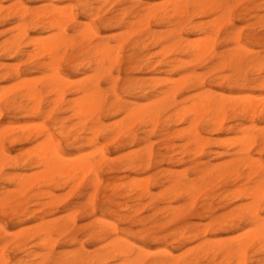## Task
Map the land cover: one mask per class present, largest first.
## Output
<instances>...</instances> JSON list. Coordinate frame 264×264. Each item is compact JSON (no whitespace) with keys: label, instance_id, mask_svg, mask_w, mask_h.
Listing matches in <instances>:
<instances>
[{"label":"rangeland","instance_id":"rangeland-1","mask_svg":"<svg viewBox=\"0 0 264 264\" xmlns=\"http://www.w3.org/2000/svg\"><path fill=\"white\" fill-rule=\"evenodd\" d=\"M103 1L104 0H0V6H2V8L0 7V77L6 72L9 73V76H11L16 71L23 72L24 70L29 69L26 74L23 75L22 73V75L25 80L30 79L31 83H34V80L38 79V82H35L36 86H40L43 81L47 80L50 77V72H47V74H43L42 72H36L30 69L34 65V62L39 59V57H33L32 60V58L30 59L28 56L22 57L21 55H9L11 54V47L3 48V43L7 40H18L17 44L20 45V48L25 52V55L30 53L33 54L35 52V49L31 44H29V41L38 37L39 33L31 29V25L28 23L29 20L33 17L35 10H37L36 13H41L51 10V8L60 10L61 7L65 8L64 12H69V8H72L77 23L80 25L82 30L86 25L90 24L91 26L96 28L101 38L106 39L112 45H114L116 41L120 42L124 40L125 45L121 51V61L123 62V65L121 63L118 66L119 71L118 68H116L114 70L115 73L112 72V77L114 80L119 78L117 80L118 84L116 83L117 86L115 90L117 89L116 93L117 95H119L120 99H123L121 100L123 105H139L143 103H150L155 99L154 94H156V90L162 92L164 90H167L169 86L167 83H161L153 89L149 87L151 80H156L158 83L161 79L176 81L178 80V78L181 79L183 76L187 75L192 69H194L195 73L198 75H204L207 72V70L202 67L203 65H199V63L184 65L182 66V68L178 69L158 66L175 59V57L177 60H189L188 58L178 56L173 51H169L175 41L173 39L171 40L168 37V32H175L179 30L178 28H175L173 24L168 23L167 21L157 22L154 19L147 22L145 17L143 18V27H140V25L138 24L139 16H144L146 14V10L149 8L157 9L158 17L164 15V12H167L168 10L172 9L171 7H173V2L171 0H108L107 2L104 1L105 3ZM225 1H227L228 6L221 8L217 11V13L213 15H206L202 17L195 15L191 17V24L187 26L183 33L181 31L180 34L188 41L195 42L200 38L201 34L192 33L188 29L191 26L198 25L203 28V32L205 34H209L210 29L216 31L215 26L217 24L216 22H212V20L214 19L213 21H218V23H220L219 27H217V31H219L220 37L215 42V53L227 51L232 52L234 49L240 48L241 51H243L242 53H245L248 50V53L252 52V54H258L259 57L253 63L251 62V57L248 61L250 65L247 64L245 65V68H243V66L240 68V70H233L228 66H226V68H217L213 72V81H206V84L203 88L197 91L190 89L186 91H179L180 94L178 93L179 96L176 98L178 102L183 101L187 97L198 93V91L201 92L202 90L204 91L206 89L210 90L211 92L213 91V93L215 94L217 93V95H230L229 97L235 100H240L238 98H242L244 97V95H248L249 93H252L254 97L264 96V0ZM83 5L99 7L101 11L99 15L100 18L96 19L91 17L89 14H86L83 11ZM66 6H69L68 9H66ZM11 9H15V12H18V14L21 11L22 13L24 11H27L25 15V20L27 22L26 28L21 29V32L16 29L18 25V20L16 19V17H7V15L12 11ZM229 12H231V17L229 16V19L226 20V16ZM102 17H104L105 19L103 22L100 21ZM215 17H217L218 19H216ZM72 26L73 24H70L69 28H71ZM147 29L154 33L156 37H159L160 42L148 40ZM232 30L242 32V35L240 37L241 46L235 43L230 44L229 42H224V34L227 31L231 32ZM51 33H53L54 35L57 34L56 31H47L44 32L42 36L43 38H46L47 36L51 37L53 35H51ZM22 34L24 35L22 36ZM68 34L71 35V32L69 31ZM14 36H17L18 39L13 38ZM125 36L126 38H124ZM19 38L21 41H19ZM88 40L89 39L83 40L82 44L87 45ZM136 42L141 43V46L139 48L135 47ZM164 47L165 49H163ZM63 51L68 55L71 53L70 48H66ZM249 55L251 56V54ZM127 56L135 57L137 60H154L153 62H156V65L152 69H147L144 64H141L139 68L126 69V67L124 66V59ZM85 58L87 60L89 57L86 56ZM206 58L207 63L211 61V57L208 56ZM81 60L82 58L78 57L77 62ZM257 65L263 66L261 71H255L257 69ZM212 66L213 65H209V67ZM77 69L79 68H69L63 63L60 66V75L61 77L68 78L73 82H82L90 75L88 71H78ZM45 75L47 76L45 77ZM220 78H224V80L221 81L219 80ZM237 78H240V80L237 81L238 83L236 85L234 83L236 80H238ZM127 80H131L134 82L143 81V83H145L143 85L144 91L142 93H140V91L125 93L123 85ZM16 82L18 83V80L12 81L0 78V92L1 89L3 90V92L0 93V96H2L1 99H13L16 95L21 94V89L14 88ZM238 85H246V87ZM100 86L103 90L108 91L109 102L113 101V85L108 83L106 84V82H101ZM7 88L9 90L11 88L12 92L8 90L7 94L5 92V89ZM75 97L76 96H69V94L66 95V99L75 100L77 99V97ZM190 103H192V101H188L180 105L177 109H180V107L191 108L193 103ZM63 108L65 109V107H62L60 110H58L59 112H52L50 115L44 114L43 116H38V118L21 114L19 111H3L0 115V127L5 126L6 128L10 129L9 131L7 129L8 133L6 135H3V137L0 135V139L2 138L4 142H7L4 143L6 156L10 157L11 159H16L17 163V166L13 168L10 166L9 161L0 162L2 163L0 164V189L4 188V190H0V192L11 194V196L15 199L20 198L23 195L29 197L34 194L42 193L41 199L38 204L37 202H31L28 205V209L25 212L18 211L20 213H18L17 216H8L0 212V226L5 229V233L0 236V249L3 248L2 250H0V252L2 253V255L0 256H2L3 260H5V263L3 264H54V262L56 264H68L64 260L65 258L62 259L63 261H59L57 260V257L62 255L63 253H71V255L73 253L78 255H92L102 252L107 247V244L110 241L107 240L103 242H94L89 235L92 229L95 228V230H98L97 221L101 223L107 222L109 224H114L117 228H119L118 230L120 232L118 236L120 237V240H127L133 243L135 246L143 247L145 250L150 252L148 253L146 251V253H148L149 255L147 254L148 257L146 259L144 258L146 257V254H144L145 256H142V260L144 258V262L142 261L140 264H150L151 262L163 259V252H161L163 250L170 253L169 255H172L166 258V264H170V262H173V259L174 264L176 262V264H189V262L195 260L198 264H227L226 261H224V258L220 259V256H216L213 262L209 260L210 257L209 259H205L200 249L198 248V245L202 241H207L211 245H215L219 240H221V243H229L234 240V237L236 238V236L244 233L245 229L247 228H241L239 230L228 229L225 231L212 230L204 236L200 235L199 233L210 222V218L225 214L230 209H233L234 207L244 203V201L239 200V198L237 197L235 198V195L232 194L235 192V190H237V188H241L243 186V189H245L250 186L244 185L243 183H237L238 185L233 186L228 182H221L215 187H208V190H205V193L207 195H204V193L198 195L194 205H192L183 197L169 200V196L166 191L168 190L170 184L167 180L164 179V177L167 175V172H165L166 170L173 173H183L184 171L188 170L187 182H191L197 179V175L191 174L190 170L193 167H199V165H197L198 163L200 164V166H204L206 162H208L209 165L216 166L220 163L230 161L232 159L231 155L233 153V147H235V145H232V143H237V140H240L243 137L242 136L241 138H239L242 135L239 130L233 129L226 131H216L217 133L214 131V133L208 132L205 134L204 132H202V135L207 137L210 142L205 145L204 151L198 153V155L193 156V152H195L194 146H192L191 150H189L190 146H185V148H183L184 142L182 140L180 141L179 137L177 139L172 135L167 139H163L164 137L161 138L160 135H158L162 133L161 130L163 129L172 131L173 129H182L186 126L185 124L174 125L168 122L173 118L174 110L167 105V107L161 109L159 114V123L157 124L156 131L154 132V134L148 136V141H145V134L143 133V129L137 126L134 130L138 138L140 139L138 143L122 142V139L116 137L111 133L108 137L104 134L103 136H105L106 138L103 136V138L99 137L96 143L91 146L89 144L87 145L86 141L84 142V140H81L77 143L74 142L75 137L73 136L72 128L70 127L76 124L77 120L73 112L65 111ZM62 110L64 111L62 112ZM71 113L73 114L70 115ZM110 114L111 115L108 117L101 116L103 125H111L123 117L121 115H117L115 111H111ZM56 118L62 120L63 125L68 128V133L72 134V136L67 135L65 136V138L60 136L61 124L55 123L54 119ZM41 123L43 126L41 125ZM239 123H242L245 126L249 125L247 122L243 121ZM37 124L39 126L41 125L40 127L42 129ZM226 125L232 126L233 123L229 120ZM263 125L264 123H259V127L264 128ZM13 126L15 127V130ZM16 126L18 127L17 130ZM24 126H26V128L28 127L27 131L25 128H23ZM20 127L22 128L20 129ZM38 127L40 130L38 129ZM28 129L30 130L31 134L33 133V136L38 132H41L44 135L41 138V141H43L44 138H48L51 136V139L59 143L66 154L87 155L91 152H94V147L96 148V146L104 149L107 160L99 174L101 179V187L97 192L98 194H96L94 206L89 203V198L93 194V188L91 187L90 176L88 175L81 176L82 178L77 179L79 181H76L73 184L74 186L69 185L68 187H63L64 189L55 188L52 190L51 188H45L41 179L36 182L35 178H39V174H41L40 172H42V169L37 165H27V162L34 160L35 154L38 151L36 150L37 143H20L22 136H26L25 134L29 133ZM37 129L39 131H37ZM34 130H36L37 132ZM153 135H156L157 137L155 136L154 138ZM86 136L92 138L91 135ZM13 141H15V144H13ZM151 144L154 156L153 163L157 161L154 164H157L158 166H155L152 163V166L147 169L148 171L145 170L146 172L140 170V167L133 169L134 166H141L140 160L145 154L146 149ZM217 145H220V147ZM165 148H167V151L165 150ZM26 149L28 151L31 150L30 153H26ZM34 150H36L35 154H33ZM183 150H186L187 153L184 154V156L187 157L186 159H184L185 162L183 161L179 163L177 162V158H185L182 154H179L182 153ZM41 151L38 153L41 154ZM189 151H191V153ZM188 152L190 153V156L188 155ZM216 152L220 153V155H216ZM155 156H157L158 158H156ZM161 156H165V158H162ZM172 157L175 158L170 159ZM251 157L261 161L264 166V154L253 152ZM189 159L190 161H193L192 164H190ZM131 163H133V165H131ZM35 173L36 175H34ZM18 176L21 177L18 178ZM31 176L32 178H30ZM145 178H149L151 179V181L152 179H159V181L164 182V186L160 187L158 185H153L150 181L151 194L153 193L152 195H154V200L152 201L153 207L149 206L150 202L147 199L138 198L135 191L136 185L133 187L131 186L133 185L131 183H133L134 180H136L137 183L140 184V181L144 180ZM7 179H11V182L8 183L6 181ZM30 179H34L33 182H35L31 183ZM25 182H27L26 184H28L27 187L29 186L27 189L24 188ZM125 184L128 186L130 185V188H126ZM46 190L48 191V193L51 192V195H54L55 197L45 195L44 193L46 192ZM104 195L111 199V205L109 204L110 206H108V209H103L101 207V202ZM206 198H209L210 200H207ZM11 200L13 199L11 198ZM47 200H50L48 202H52V205L50 207L45 206V204L48 203ZM55 202H57V204ZM205 202L210 203L209 211L212 212L213 210H215L212 212L213 214L204 213L205 209H202V205ZM223 204H227L228 206L226 208L220 209ZM154 207L155 212L153 209ZM158 208L161 210H159ZM166 208L179 209L178 213L180 214H178V217L174 218L171 221L169 220V217L167 215L168 213L166 212ZM135 209H137V212H135ZM47 211H51L52 214L44 216L45 212ZM158 211H161L162 213H159ZM24 215L25 217H23ZM58 219L61 223H64L65 221L69 222L71 220L75 222L70 227L71 229H68L65 232H68L69 236L74 237L75 241H70V237H58L54 235L52 236V240L54 237V241L51 240L52 246L50 244L49 246L47 245V247L45 246L44 248V238L34 236L32 232H34L35 227L42 223V221L52 222ZM178 229L185 230V235L191 236L194 235V233L198 234L199 238H197V240L196 238L194 239L192 237L184 235V237H186L183 238L184 242L183 239H181L180 241L179 238L174 236V233ZM146 232L149 234H147ZM161 238L164 240H162ZM1 245H3V247H1ZM15 246H19V249L16 250ZM51 248L54 250L53 263L44 262L45 257L49 253ZM256 248L257 246L249 248L247 253V264H264V257L262 256V254L260 255V253H257ZM151 253L153 254V256ZM156 255L159 257H157ZM207 260L210 262H208ZM118 262V260H114L113 262L109 261L108 264H118ZM71 264L79 263L74 262Z\"/></svg>","mask_w":264,"mask_h":264},{"label":"bare ground","instance_id":"bare-ground-1","mask_svg":"<svg viewBox=\"0 0 264 264\" xmlns=\"http://www.w3.org/2000/svg\"><path fill=\"white\" fill-rule=\"evenodd\" d=\"M104 1L107 2L108 0H104ZM171 1L173 2V7H171L172 9L168 10L167 12H164V15L158 17L157 9L149 8L146 10V14L144 16L138 15L139 16L138 24L140 25V27H143L144 17L146 18L147 22L154 19L157 22L167 21L168 23L173 24L174 27L178 28L179 30L175 32L174 31L168 32L169 34L168 37L171 40L173 39L175 41L169 51H173L178 56L188 58L189 60L188 61H185L183 59L177 60L175 57V59L160 64L158 66L178 69V68H182V66L184 65L199 63V65H203L202 67L207 70V72L204 75H198L195 73V70L192 69L187 75L183 76L181 79L178 78V80L176 81L161 79L159 80L160 82L158 83L156 80H151L149 84L150 88L154 89L158 84L161 83H167L169 86L167 90H164L162 92L156 90V94H154L155 99L150 103H143L139 105H132V104L123 105V103L121 102V100L123 99L122 98L120 99L119 95H117L116 93L117 89L115 90L117 86L116 83L119 78L114 80L112 77L113 76L112 72H114L116 68H118L119 71L118 66L121 63L123 65V62L121 61L122 60L121 51L125 45L124 40L120 42L116 41L114 45H112L106 39L101 38L96 28H94L90 24L86 25L82 30L80 25L77 23L72 8H69V12L66 11L64 12L65 9L64 7H61L60 10L51 8V10L44 11L41 13H36L37 10H35L33 17L28 22L31 25V29L39 33L38 37L34 39L31 38L32 40L29 41L30 42L29 44L32 45V47L35 49V52L33 54L30 53L25 55V52L20 48V45L17 44L18 40L17 41L7 40L4 43L2 42L3 48L11 47L10 48L11 54L9 55L12 54H14L15 56L21 55L22 57L28 56L30 59L32 58V60L33 57L35 58L39 57V59L36 62H34V65L30 69L36 72H42L43 74H47V72H50V77L47 80L43 81L40 86H36L35 82H38L37 81L38 79L34 80V83H31L30 79L29 80L27 79L28 80L27 81L23 77V75L26 74L29 69L24 70L23 72L16 71L11 76L8 75L9 74L8 72L4 73L0 77L1 79L12 80V81L18 80V83L16 82L14 88L21 89V94L16 95L15 98L13 99L4 98V100L3 98L1 99L2 96H0V115L2 114L3 111L5 112L19 111L21 114L38 118V116H43L44 114L50 115L52 112H56L60 110L62 107H65V109L64 108L63 109L65 111L73 112L77 120L76 121L77 123L70 127L72 128L73 136L75 137L74 142L77 143L81 140H84V142L86 141L87 145L89 144L92 146L96 143L99 137L101 138L104 134L105 136L108 137L111 133L114 134L116 137L122 139L121 140L122 142L138 143L140 139L138 138L134 130L135 127L137 126L143 129V133L145 134V141H148V136L154 134V132L156 131L157 124L159 123V118H160L159 114L161 109L167 107L168 105L174 110L173 118L170 119L168 122L174 125L185 124L186 126L183 127L182 129H175V130L173 129L172 131H167L166 129H163L161 130L162 133L158 135H160L161 138L164 137L163 139H167L169 136L172 135L177 139L179 137L180 141L182 140L184 142L183 148H185V146L188 147L190 146V149L187 147L189 150H191V147L194 146L195 152H193V156L198 155V153L204 151L205 145L208 142H210L207 137L202 135V132H204L205 134L208 132L214 133V131L215 132L226 131L233 129L239 130L242 134L239 138H241L242 136L243 137L240 140H237L238 141L237 143L231 142L232 145H235V147H233L232 150L233 153L231 155L232 159L230 161L220 163L219 165L216 166L209 165L208 162H206L204 166L202 165L203 167L200 166L199 163L197 164L199 165V167L192 166L193 168L191 167L192 169L190 170V173L193 175L194 174L197 175V179L191 182H187L188 170L184 171L183 173H173V172H169L168 170L166 171L164 170L165 172H167V175L164 177V179L167 180L168 183L170 184L168 190L166 191L169 196L168 197L169 200L178 197L180 198L183 197L186 200H188L192 205H194L198 195L203 193L204 195L206 194L205 192L208 190V187L210 186L215 187L221 182H228L233 186H236L240 183L250 186L248 188L244 187L245 189H243L242 186L241 188H237V190H235L234 193L232 192L233 194L231 193L232 195H235V198L237 197L239 198V200L244 201V203L234 207L233 209H230L225 214H222L218 217L210 218V222L205 226L203 230H201L199 234L204 236L205 234L207 235V233L212 230L225 231L228 229L239 230L241 228H247L245 229V231L243 230L244 233L242 234L239 233L240 235L236 236V238L234 237V240L231 239L232 241L229 243H221L220 242L221 240H219L218 242H216L215 245H211L207 241H202L198 245V248L200 249L203 257L205 259H209L210 257L209 260L211 262H213L216 256H220L221 257L220 259L224 258V261H226L227 264H232L234 262H235L234 264H247L248 263L247 253L249 248H253L254 246H257L256 248L257 253H260V255L262 254V256L264 257V166L261 163V161L251 157L253 152H257L258 154H264V128L259 127V123H264V96L254 97L252 93H249L248 95H244V97L242 98H238L240 100H235L229 97L230 95L229 96H224L219 94L217 95V93L215 94L213 93V91L211 92L210 90L206 89L204 91L202 90L201 92L198 91V93L190 97H187L186 99L180 102H178L176 98L179 96L180 94L179 91L181 90L186 91L190 89L197 91L204 87L206 81L208 82L213 81L214 78L213 72L217 68H221V67L226 68V66H228L233 70H237V69L240 70L241 67L244 66L243 68H245L246 67L245 65L249 64L248 61L250 60L251 57H252L251 62L253 63L255 60L258 59L259 56L258 54H252L251 51H249L251 53H248L247 52L248 50L246 51L247 54L246 52L242 53L243 51H241L240 48L234 49L232 52L227 51V52L215 53V49H214L215 42L220 37L219 31H217V27H219L220 23H218V21H213L214 19L212 20V22H216L217 24L215 26L216 28L214 27L216 31L210 29L209 34H205L203 32V28L198 25L191 26L188 29L192 33L201 34L200 38L195 42L188 41L187 39L183 38V36L180 34L181 31L183 33V31L187 28V26L191 24L190 22L191 17L195 15L199 17L206 15H213L217 13V11L220 10L221 8L227 7L228 6L227 1L225 0H201V1L171 0ZM0 7L2 8V6ZM68 7L69 6H66V9H68ZM15 11L16 10L13 9L7 15V17L10 16L16 17V19L18 20V25L16 29L21 32V29L26 28L27 22L25 20L26 18L25 15L27 11H24L23 13L21 11L20 12L21 14L20 13L18 14V12ZM83 11L86 14H89L93 18L96 19L100 18L99 15L101 11L99 7L83 5ZM230 14L231 12L227 14L226 20L229 19ZM215 18L218 19L217 17ZM104 20H105L104 17L100 19L101 22H103ZM70 24H73L71 28H69ZM47 31H56L57 34L54 35L53 33H51V35L53 34L52 36L50 35L51 37L47 36L48 37L47 38L46 36H44L47 39L43 38L42 34ZM69 31L71 32V35L68 34ZM228 31L224 34L223 37L224 42L225 43L229 42L230 44L235 43L237 45H240V37L242 35V32H238L236 30H232L231 32ZM23 35L24 34H22V36ZM147 36H148V40L160 42L159 37H156V35L152 33L149 29H147ZM13 38L16 39L17 36L16 37L14 36ZM124 38H126V36ZM85 39H89L87 41L88 43L87 45L82 44L83 43L82 41ZM19 41H21L20 38ZM140 46L141 43L139 42L135 43V47L139 48ZM66 48L71 49V53L69 55L64 53L63 51ZM163 49H165V47ZM249 54H251V56ZM86 56L89 57L87 60L85 58ZM208 56L211 57V61L207 63L206 57ZM78 57L82 58V60L77 62ZM153 61H149V60L147 61L142 59L137 60L135 57L127 56L124 59V64H125L124 66L126 67V69H131V68H139L141 64H144V66L147 69H152L156 65V62ZM63 63L69 68L70 67L79 68L77 69L78 71H88L90 75L82 82L70 81L68 78L61 77L60 75L61 74L60 66ZM209 65H213V66L209 67ZM262 67H263L262 65H257V69L255 68L256 69L255 71L256 72L261 71ZM46 76L47 75H45V77ZM237 79L238 80H236L234 83L236 85L238 83L237 81H239L240 78ZM219 80L223 81L224 78H220ZM101 82L104 83L106 82V84L108 83L113 85L112 86V91H113L112 95L114 98L113 101L109 102V97H108L109 93L107 90H103L101 88L100 86ZM144 84L145 83H143V81L134 82L131 80H127L123 85L124 92L133 93L135 91H140V93H142L144 91L143 90ZM238 86L246 87V85H238ZM5 90L4 91L7 93L9 89L7 88ZM9 91H11V88ZM1 92H3L2 89ZM68 94L69 96L72 97L76 96L77 99L75 100L66 99V95ZM188 101H192L193 103L191 108L180 107V109H177L180 105ZM64 110H62V112ZM111 111H115L117 115H121L123 117L111 125L108 126L103 125L101 121V116L108 117L111 115L110 114ZM73 113H71L70 115H72ZM54 120L55 123L61 124L60 136L64 138L67 135L72 136V134L68 133L69 132L68 128L63 125L61 119L56 118ZM229 120L232 121L233 123L232 126L226 125V123ZM241 121L247 122L249 125L245 126L244 124L239 123ZM21 128L22 127H20V129ZM23 128H25L27 131L28 127L26 128V126H24ZM7 129L8 128H6L5 126L0 127V135L2 137L3 135H6L8 133ZM17 129L18 127L16 126V130ZM38 129L37 131L40 130ZM9 130L10 129H8V131ZM32 134L30 133L29 130V133L25 134L26 136L24 135L22 136L20 143L21 142L24 144L31 142L37 143L36 150L38 151L36 154H35L36 150H34L33 152V154H35L34 160L27 162V165L30 166L37 165L40 166V168L42 169V172L39 171L42 175L39 174L38 172L39 178H35L36 182L39 179H41L45 188H49V189L51 188L53 190L55 188L68 187L69 185L71 186L76 181H79L77 179L79 178L81 179L82 178L81 176L88 175L90 176L91 187L93 188V194L89 198V203L92 206H94L96 194H98L97 192L101 187V179L99 174L107 160L104 149L96 146V148L94 147L95 151L91 153L89 152L90 154L87 155L66 154L63 148L61 147V145L57 143L55 140H52L51 136L48 138H44L43 141H41V138L44 136L41 132L40 133L38 132L34 136ZM86 135H91L92 138ZM153 136L155 138L156 135ZM4 143L7 142L6 141L4 142L1 138L0 162L9 161L10 166L15 168L17 166L16 159H11L10 157L6 156ZM13 144H15V141H13ZM220 145L217 146L220 147ZM165 150L167 151V148H165ZM30 151L31 150L28 151L26 149V153H30ZM40 151L41 154L38 153ZM189 152L191 153V151ZM189 152L188 155L190 154ZM186 153H187L186 150H183L182 153L179 154H182L184 156V154ZM215 154L220 155V153L218 152H216ZM144 155L140 160L141 166H136V167L134 166L133 169L140 167V170L148 171L147 169H149L152 166L151 164L153 163V157H154L152 144L146 149ZM157 156L155 157L158 158ZM161 157L165 158V156H161ZM186 157L177 158V162L179 163L183 162L184 159H186ZM174 158L175 157H172L170 159H174ZM156 162L157 161H155L154 163ZM189 162L190 164H192L193 161L192 160L190 161L189 159ZM131 165H133V163H131ZM36 173L34 175H36ZM19 177L21 176H18V178ZM30 178H32V176ZM30 180L31 183L35 182V181L33 182L34 179L33 180L30 179ZM6 181L10 183L11 179H7ZM150 181L151 179L145 178L144 180L140 181L139 184L137 183L136 180H134L133 183H131L133 184L131 186L133 187L136 185L135 191L137 193L138 198L147 199L150 202V205L149 204L148 205L150 207H153L152 201L154 200V195H152L153 193L151 194ZM151 182L153 185L156 186L157 185L160 187L164 186V182L159 181V179L158 180L152 179ZM26 183L27 182H25L24 185L25 189L29 187V186L27 187L28 184ZM125 187L129 189L130 185L129 186L126 185ZM0 190H4V188H1ZM46 192L44 193L45 195L52 196L51 192L48 193L47 190ZM41 194L40 193L34 194L29 197L23 195L20 198L15 199L11 196V194H5L3 192H0V196H1L0 212L8 216L9 215L17 216L18 213L22 211L25 212L28 209V205L31 202H37L38 204V202L41 199ZM52 197L55 196L53 195ZM11 198L13 200H11ZM206 199L208 200L209 198ZM48 201L50 200H47V202ZM55 203L57 204V202ZM110 203H111V199L106 195H104L102 198L101 207L103 209H108V206L111 205ZM51 205L52 202H48L47 204H45V206L47 207H50ZM227 206H228L227 204H223V206L220 209L226 208ZM153 209L155 212V207ZM202 209H205L204 213H212L213 211H215V210H213L212 212L209 211L210 203L207 202H205L202 205ZM136 210L137 209H135V212H137ZM178 210L179 209L166 208V212L168 213L167 215L169 217V220L172 221L174 218L178 217V214H180L178 213ZM50 214H52V212L47 211L45 212L44 216ZM23 217H25V215ZM74 223L75 222L73 220L69 222L65 221L64 223H61L59 219L54 220L52 222L42 221V223H40L38 226L35 227V230L32 233L34 236L44 238L43 240L44 243L42 242L44 248L45 246L47 247V245L49 246L50 244L52 246L51 242L54 241V237L52 240V236L54 235L58 237L60 236L70 237L71 238L70 241H75V238L69 236L68 232L65 233L66 230L71 229L70 227ZM97 223H98V230H95V228L93 227L94 229L90 231L89 235L91 236L94 242H103L107 240L110 241L107 244V247L104 250L102 249L103 250L102 252L95 253L92 255L83 254L85 256H83L82 254L78 255L73 253L71 255V253H69L70 254L69 255L68 253L67 254L63 253L62 255L57 257V260L61 261L62 259L65 258L64 260L68 264L74 262H77L79 264H108L109 261L113 262L114 260L116 261L118 260L119 261L118 264H140L144 260V258L147 259L148 257L147 254L150 252L145 250L143 247L135 246L133 243L127 240H122V239L120 240V237L118 236L120 232L118 230L119 228H117L114 224H109L107 222L101 223L98 221ZM4 233H5V229L0 226V236H2V234ZM185 233H186L185 230L178 229L174 233V236L179 238L181 241V239L186 238L184 237ZM185 236H189V235H185ZM198 236H199L198 234L194 233V235H191L189 237L197 239L199 238ZM1 247H3V245H1ZM15 249L16 250L19 249V246H15ZM146 251L148 253H146ZM164 251L165 250L161 251L163 252L162 253V256L164 257L163 259L151 262L150 264H166V258L172 255H169L170 253ZM53 253L54 250L51 248L49 253L45 257L44 262L53 263L54 260ZM144 254H146V257H144L142 260V256ZM0 255H2V253ZM172 261L173 262H170V264H174V259ZM0 263L1 264L5 263V260H3L2 256H0ZM54 264L56 263L54 262ZM189 264H198V263L195 260L189 262Z\"/></svg>","mask_w":264,"mask_h":264}]
</instances>
